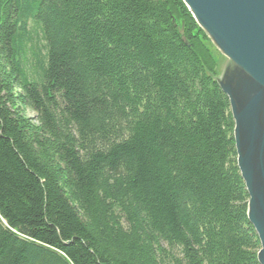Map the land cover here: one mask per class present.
Here are the masks:
<instances>
[{
	"label": "trees",
	"instance_id": "16d2710c",
	"mask_svg": "<svg viewBox=\"0 0 264 264\" xmlns=\"http://www.w3.org/2000/svg\"><path fill=\"white\" fill-rule=\"evenodd\" d=\"M221 57L182 0H0V264H260Z\"/></svg>",
	"mask_w": 264,
	"mask_h": 264
},
{
	"label": "water",
	"instance_id": "95a60500",
	"mask_svg": "<svg viewBox=\"0 0 264 264\" xmlns=\"http://www.w3.org/2000/svg\"><path fill=\"white\" fill-rule=\"evenodd\" d=\"M182 1L228 60L229 81L244 79L257 89L245 106L237 107L231 85L218 78L230 100L238 168L250 198L248 220L260 240L258 260L264 264V134L259 123L264 114V0Z\"/></svg>",
	"mask_w": 264,
	"mask_h": 264
},
{
	"label": "rangeland",
	"instance_id": "374dc122",
	"mask_svg": "<svg viewBox=\"0 0 264 264\" xmlns=\"http://www.w3.org/2000/svg\"><path fill=\"white\" fill-rule=\"evenodd\" d=\"M210 41L212 42L211 39ZM212 44L215 46L213 42ZM43 46H44L43 42H41L40 45L38 46L39 49H41L42 53H44ZM215 48L218 50L216 46ZM218 52L222 55V57L220 58V63H219V68H218L219 79H221V81H223L224 83H228L231 85V90H232L235 102L237 103L236 104L237 107L245 106V104H247V102L249 101V98L256 94L257 89L254 86L252 87L249 83L246 84V80L244 79L243 80L240 79L235 83H231L233 81L231 82L229 81V77H227V72H226V68L229 62L219 50ZM259 111L261 110L259 109ZM28 116L32 118L36 117V115L32 112H28ZM259 123H260V126L262 127V134H264V114L263 113H260Z\"/></svg>",
	"mask_w": 264,
	"mask_h": 264
},
{
	"label": "bare ground",
	"instance_id": "6f19581e",
	"mask_svg": "<svg viewBox=\"0 0 264 264\" xmlns=\"http://www.w3.org/2000/svg\"><path fill=\"white\" fill-rule=\"evenodd\" d=\"M196 21V20H195ZM201 28V27H200ZM202 29V28H201ZM203 30V29H202ZM204 31V30H203ZM205 32V31H204ZM206 33V32H205ZM207 35V34H206ZM208 36V35H207ZM209 37V36H208ZM211 39V38H210ZM212 40V39H211ZM213 42V41H212ZM214 43V42H213ZM223 91V90H222ZM231 112H232V109H231Z\"/></svg>",
	"mask_w": 264,
	"mask_h": 264
}]
</instances>
